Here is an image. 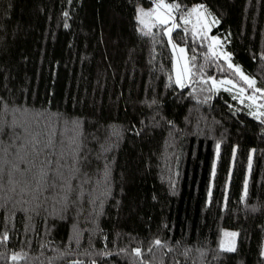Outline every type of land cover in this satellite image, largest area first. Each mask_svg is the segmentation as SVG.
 <instances>
[{"label": "trees", "instance_id": "1", "mask_svg": "<svg viewBox=\"0 0 264 264\" xmlns=\"http://www.w3.org/2000/svg\"><path fill=\"white\" fill-rule=\"evenodd\" d=\"M165 1L207 6L264 89V0ZM152 2L0 0V264H264V119L183 27L173 84L166 26L136 18Z\"/></svg>", "mask_w": 264, "mask_h": 264}, {"label": "rangeland", "instance_id": "2", "mask_svg": "<svg viewBox=\"0 0 264 264\" xmlns=\"http://www.w3.org/2000/svg\"><path fill=\"white\" fill-rule=\"evenodd\" d=\"M157 2L158 0H153V2L150 3L149 5H144L142 3L138 4L137 17L140 14L139 10L143 9L145 12L153 10L156 8ZM165 3H169V2L165 1ZM197 5H203L204 8L207 10V13H210V15L206 14L203 18L198 19L197 14H192L191 16L187 17L189 19V23L184 24L182 17H184L192 7L197 6ZM203 10L204 9H201V11ZM159 11L165 15L168 14L166 9H160ZM171 17H172V20H170L168 25H166L165 32H167V28H170L172 26V23H175L179 25V27H183L185 30L191 32L192 34H195L196 35L195 37L197 38L203 37L206 40L209 46V49L214 54L220 55L222 58H224L228 65L229 64L233 65L232 68H229L230 69L229 76L219 78V79L213 78L211 80V86L216 89L217 88L230 89L234 93L235 97L238 98L239 101L245 102L253 108L251 113L254 116H256L257 118L264 119L263 118L264 117V94L254 91V88H259L256 85H254V88L248 87L246 81H244L241 78V73H243L245 76H248V75H246L242 71L239 65L233 62L232 54L225 47L222 37L220 35L212 34L211 30L213 26L216 24L215 21H217V19L215 18L211 10L204 4L198 3V4H194L193 6H191L185 13H178L177 11L172 12ZM144 19L150 24H156V14L155 13L151 17H144ZM204 24H207L208 27L204 28L203 27ZM138 25L141 31H149L148 28H143V26L139 23V21H138ZM153 27H151V29ZM173 31L171 32L172 42L171 43L169 42V44H170L172 54H173V74H174V81H175L174 84L178 89H184V87L187 86L190 82L189 59H188L186 47L175 41L173 37ZM213 37L216 38V41H219V43H216L212 39ZM167 38L169 41L168 35H167ZM173 44L176 45L175 48H173ZM181 48H184L185 51L181 52L180 51ZM237 68H239L240 70L239 72L236 71ZM178 77L180 79V83L176 82ZM249 78L255 81L254 78L252 77H249ZM226 81H232V84H228L226 83ZM192 89H194V91L198 90L196 86ZM241 89H243V91H241ZM225 233H237V235L233 237L231 235H225ZM237 238H238V231L235 228L223 227L220 233L219 246L221 247V245L223 244L224 248H227L229 246H234L236 248Z\"/></svg>", "mask_w": 264, "mask_h": 264}, {"label": "snow or ice", "instance_id": "3", "mask_svg": "<svg viewBox=\"0 0 264 264\" xmlns=\"http://www.w3.org/2000/svg\"><path fill=\"white\" fill-rule=\"evenodd\" d=\"M180 4L178 3H165V0H158L156 8L153 10H150L148 12H145L143 9L139 10L140 14L138 15L137 19L139 21V23L143 26V28H148L149 31H145L143 34L144 35H149L150 34V30L151 27L156 26V24H159L161 26H166L169 24L170 20H172L171 17V13L174 11H179L180 10ZM160 9H166L167 10V15L161 13L159 10ZM201 9H204L203 11H201ZM156 14V24H150L149 22H147L144 17H151L153 14ZM192 14H197L198 19L203 18L206 14L210 15V13H207V10L204 8L203 5H197L192 7L188 13L182 17L183 19V23L187 24L189 23V19L187 18L188 16H191ZM216 23H218V21H215ZM65 27H67V25H65ZM179 27V25L172 23V26L170 28H167V32L166 34L169 36V42L171 43V32L175 29ZM204 28H207L208 25L204 24L203 25ZM195 35V34H194ZM216 43H219V41H216V38H212ZM176 45L173 44V48H175ZM181 52H184L185 49L181 48L180 49ZM193 59H195V57H193ZM229 68H232L233 65L229 64L228 65ZM237 72H239V68L236 69ZM241 78L246 81L247 85L249 88H254L255 85V81L250 79L248 76H245L243 73H241ZM177 83H180V79L178 77ZM226 83L228 84H232V81H226ZM241 91H243V89H241ZM254 91L256 92H260L262 94H264V89H260V88H254ZM47 172L44 170H41L40 174H39V180L37 181V184L40 185L42 183H46L47 182ZM225 235H231L233 237H235L237 235V233H225ZM5 239H7V237L5 236ZM160 241L157 240L155 241L156 245H160ZM222 249L226 250V251H235V247L234 246H229L227 248H224V245H221ZM136 254L140 255V250L137 249L136 250ZM16 257H13V259H15Z\"/></svg>", "mask_w": 264, "mask_h": 264}, {"label": "bare ground", "instance_id": "4", "mask_svg": "<svg viewBox=\"0 0 264 264\" xmlns=\"http://www.w3.org/2000/svg\"><path fill=\"white\" fill-rule=\"evenodd\" d=\"M170 48H171V47H170ZM171 51H172V50H171ZM174 82H175V81H174V74H173V84H174ZM174 85H175V84H174Z\"/></svg>", "mask_w": 264, "mask_h": 264}]
</instances>
